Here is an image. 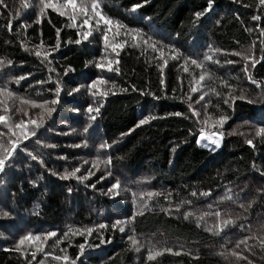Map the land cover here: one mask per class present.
Listing matches in <instances>:
<instances>
[{"label":"trees","instance_id":"16d2710c","mask_svg":"<svg viewBox=\"0 0 264 264\" xmlns=\"http://www.w3.org/2000/svg\"><path fill=\"white\" fill-rule=\"evenodd\" d=\"M4 4L0 87L16 94L8 101L9 124L32 118L40 127L29 125L35 135L29 132L24 139L19 130L12 136L0 125L5 141L18 139L19 145L0 172V264H264V136L256 135L264 128V5L259 0H100L102 14L114 23L97 26L93 20L91 27H80L83 17L73 26L67 14L51 8L41 16L40 0ZM137 4L142 7L133 12ZM198 12L204 14L197 18ZM127 29L139 30L148 43ZM87 31L92 34L85 38ZM233 53L259 62L252 67L251 60ZM109 62L113 71L107 70ZM202 72L200 91L191 93ZM98 79L106 83L89 91ZM229 92L245 98L233 103ZM21 99L58 103L46 105L55 108L49 115L21 105ZM90 107L99 112L90 113ZM222 112L230 119L219 129L220 150L200 146L201 129L216 131L212 122ZM217 211L222 217L212 215ZM228 218L235 226L219 235L208 231ZM50 232L57 236L47 239L43 251L30 241L16 250L28 234L44 240ZM247 237L255 239L237 248ZM166 247L181 254L148 259L150 249ZM233 250L247 259L232 256ZM65 255L67 262L53 259Z\"/></svg>","mask_w":264,"mask_h":264},{"label":"snow or ice","instance_id":"6c2138e0","mask_svg":"<svg viewBox=\"0 0 264 264\" xmlns=\"http://www.w3.org/2000/svg\"><path fill=\"white\" fill-rule=\"evenodd\" d=\"M259 3L261 5H264V0H259ZM0 5H4L6 7V5L4 4V0H0ZM25 7H28L30 5H28L26 2L24 4ZM142 7L141 4H137L134 5L133 8L131 9L133 12L136 11L137 8ZM209 7H211V4L209 5ZM53 9L55 11H57L60 15H66L68 16V19L72 21L73 26H75L77 18L78 17H83L80 27H83L85 25H88L89 27H91L92 25L90 24V21L95 20L96 25L98 26L100 24V22L102 21L104 23V25H112L114 22L105 17L100 8H101V4H100V0H62V2H60V0H40V15L43 16L44 12L46 9ZM204 13H196L195 15L197 16V18H199L200 16H202ZM254 19H259V17H254ZM117 23V27H124L126 28V26L123 25H119L118 22ZM10 27V25H9ZM57 33L59 34V30H57ZM131 33H135V36L133 37L134 39L136 38V36L141 37L142 42L147 44L148 41L147 40H143L142 38V34L140 33L139 30L136 29H127L126 34H131ZM91 31H87L84 33L85 38H87V36L91 35ZM105 41H107V36L104 37ZM80 41L77 40L76 43H79ZM59 45H57L58 47ZM155 48V45H152ZM116 45H113V48L115 49ZM27 50V49H26ZM35 55L40 56L41 53L39 51L35 52ZM233 55H237L240 56L242 59L244 60H251L252 61V67H255L256 63H258L259 61H257L255 59L254 56H248L244 53H233ZM176 57H173V59H175ZM205 59L207 60H211L212 57L211 56H206ZM261 60H264V56L260 57ZM4 62L0 61V65H2ZM8 63H11L10 61ZM165 64H167V61H164ZM188 63V60L185 61V64ZM229 63H232V61H229ZM191 64L196 65V67L198 68H203L204 65L200 62H198L197 60L192 59L191 60ZM96 67L103 69L105 67L104 64L102 63H97ZM108 71H113L112 67H111V62H109V65L107 67ZM185 71H188V68L185 67L184 68ZM244 70L247 72L248 68L247 65H245ZM206 78V74L205 73H201L199 76V79L195 81V85L196 86H190V92L191 93H197L200 91V88L202 86V82L205 80ZM209 79H211V77H208ZM250 80H252V77L249 75L248 77ZM19 79H24V77H20ZM19 81H17L18 83ZM253 83H256V81H252ZM106 83V81L102 80V79H98V80H94L90 85H88V89L89 91H91L92 89H95L97 87L98 84H103ZM224 87L227 88H232L233 86L228 84L227 81H223L222 82ZM80 89L77 88L75 89V91H79ZM211 91L219 96L220 93L216 91L215 88H212ZM93 95H96L97 93L93 92ZM100 95H107V92H102L99 93ZM208 95L207 92L203 93L202 95L199 96V98L196 100V103H199L200 101L205 99V96ZM228 96L231 98L232 102L234 103L236 99H244L245 97L243 95H241L240 97H233L231 92L228 93ZM16 98V94L14 92H12L11 90H9L6 87H0V110H2V112L4 114H0V125H3L4 127L8 128L9 132H11L12 136H17V132L16 130H19V137H23L24 139L28 138V134L30 132L31 135H35V130L29 129V125H33L35 128L40 127V123L37 122L36 119H32L29 118L27 121L21 119L18 122L10 125L9 121L11 119V117L8 115L9 112L12 111L11 108L8 107V101L14 100ZM189 100L192 99L191 96L188 97ZM249 103H253L252 100L248 101ZM21 105L27 104V105H31V107L33 108H43L47 111V113L50 115L51 112L55 111V108H47L46 105H48L49 103L52 105H55L56 103H58V100H52L50 102L46 101L43 104H39L36 103L35 101H31V100H27V99H21L20 100ZM225 104H229V99H225L224 100ZM231 106V105H230ZM217 107H219L217 105ZM189 108H192V104H189ZM18 112L22 113L23 115H27L26 112H24L23 108H19L17 109ZM88 111L91 113L93 111L95 112H99V108L96 109H92L91 107L88 109ZM194 115L199 116L200 113L195 112V110L193 109ZM176 115H180V113H176ZM91 119H95V116H92ZM230 119L229 116H227L226 114H224L223 112L221 113L220 117L216 120H214L212 122V127L217 128V131L205 136L204 130L201 129L200 132V137L202 140L207 139L210 140L212 144H214L216 147L220 146V142L223 138L224 133L222 131H219V129H222L224 124ZM42 120V117H41ZM147 121H141V123H146ZM209 121L206 119L203 121V123L207 124ZM85 132H87V129L84 130ZM232 134H236V133H232ZM7 135V133H0V172H2L4 170L6 161H8L11 156L13 155V153L16 151L18 145V139H8L7 141H5L4 137ZM256 135L257 136H264V128H260L256 131ZM18 137V138H19ZM86 143V142H85ZM246 143L248 144H252V140H246ZM79 146V145H77ZM207 146V145H204ZM102 148L104 147H110V145H101ZM33 159H35V157H33ZM87 163V162H86ZM107 163H111V160L109 159L107 161ZM95 166V165H93ZM80 169L77 168L75 169L71 175L75 176V174L77 172H79ZM89 175H92L91 172H89ZM63 178H67V176L63 177ZM81 179H87V177H82ZM114 189H118L119 188V181L116 182V184L113 185ZM111 191V190H110ZM231 190L229 189V192ZM210 193H203V195H209ZM149 196L152 195H157L154 193H149ZM193 195H196V193H193ZM227 199H231V196H227ZM241 207H243V205H241ZM137 214H142V212H138ZM210 213H204L203 215H201L198 219L199 220H203L205 218V216H208ZM5 215H7V213H5ZM188 215H192V213H188ZM212 215H215L216 217L220 218L222 217V213H220L219 211L212 213ZM187 218V217H186ZM132 220L135 219V216H133L131 218ZM122 223H127V221H117V225L122 224ZM236 221L228 218V219H220L218 221V223L214 224L211 228L208 229V231H214V234L219 235L221 232L224 231L225 228L229 227V226H235ZM114 227L116 225H113ZM100 227H106L105 225H101ZM120 231H124V228L121 227ZM88 232L91 233L92 229H88ZM65 235H67V233H65ZM57 233L55 232H50L47 234V236L44 238V240L41 239L40 236H33L32 234H28L27 236L23 237L20 241L19 244L17 245V249L19 250L21 245L25 244V241H30V242H39L36 244V251H43V245L46 244L47 239L51 238V237H56ZM130 240H132L133 245L138 244V241L135 240L134 237H129ZM249 239H255V237H247L241 241H239V243L236 245L237 248L240 247L241 244H244L245 246L248 245V240ZM55 243H59V240H57ZM260 244L262 247H264V238H262L260 240ZM83 245H80V248L83 249ZM138 250V249H137ZM164 252H169L172 253L174 255H180L181 253L179 251L173 252V250L171 248H163L161 250H155V249H150L149 250V256L148 259L152 260L155 259L156 256L162 255ZM35 255L36 252L32 253L33 259H35ZM221 255H223V253H221ZM232 256L237 257V259H247V257L242 256L240 253L236 252L235 250H233L231 252ZM53 259L55 260H62L67 262L69 260V257L67 255L65 256H53ZM72 264H75V262L73 261ZM248 264H251V261L248 262Z\"/></svg>","mask_w":264,"mask_h":264},{"label":"rangeland","instance_id":"374dc122","mask_svg":"<svg viewBox=\"0 0 264 264\" xmlns=\"http://www.w3.org/2000/svg\"><path fill=\"white\" fill-rule=\"evenodd\" d=\"M216 131H217V130H216ZM216 131H213V132H204V133H205V136H208V135H210V134H212V133H214V132H216ZM219 131H220V130H219ZM222 143H223V138H222V140H221V142H220V146H219V147H216L214 144L211 143L210 140H207V139L202 140L201 137H200V134H199V136H198V144H199L200 146H203V147L209 148V149H211V150H213V151H218V150H220V148H221V146H222ZM204 145H207V146H204Z\"/></svg>","mask_w":264,"mask_h":264}]
</instances>
